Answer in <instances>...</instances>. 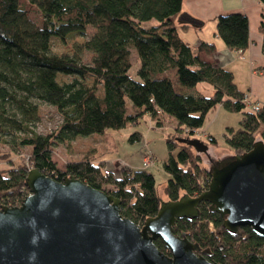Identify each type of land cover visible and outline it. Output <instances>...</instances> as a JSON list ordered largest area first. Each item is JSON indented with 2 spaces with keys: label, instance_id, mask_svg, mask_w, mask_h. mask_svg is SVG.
<instances>
[{
  "label": "trees",
  "instance_id": "16d2710c",
  "mask_svg": "<svg viewBox=\"0 0 264 264\" xmlns=\"http://www.w3.org/2000/svg\"><path fill=\"white\" fill-rule=\"evenodd\" d=\"M26 1L38 10L40 21L29 17L21 0H0V161L10 159L8 167L0 169V206L21 204L29 192L28 172L38 168L59 181L72 175L114 195L121 200V214L142 225L158 213L162 200L151 172L124 164L118 174L109 171L105 152L95 147L69 160L63 170L53 158L54 147L139 125L144 117L162 129L165 115L171 116L175 124L166 142L169 156L163 168L170 178L164 194L176 201L208 188L211 159L221 144L216 137L203 140L196 133L219 107L242 114L239 127L227 128L223 135L233 156L264 139V104L254 111L245 104L247 93L238 88L233 73L213 60L215 43L193 47L180 35L179 28L201 30L205 24L184 10L183 0ZM88 28L94 29L90 36ZM260 29L264 35V24ZM77 35L88 36L79 47L88 53V62L52 52L51 38L67 42ZM216 35L228 49L243 53L250 44L248 18L241 12L217 16ZM59 74L76 77L61 83ZM86 75L95 78L94 86L80 80ZM199 83L212 85L213 94L195 92ZM43 104L61 116L49 134L34 128ZM141 140L138 132L130 137L132 142ZM189 141L203 142L207 151ZM14 152H25L28 161L13 159ZM174 233L186 235L211 262L264 264V238L249 227L227 231L206 201L200 203L197 217L178 219ZM155 243L170 254L160 240Z\"/></svg>",
  "mask_w": 264,
  "mask_h": 264
},
{
  "label": "water",
  "instance_id": "95a60500",
  "mask_svg": "<svg viewBox=\"0 0 264 264\" xmlns=\"http://www.w3.org/2000/svg\"><path fill=\"white\" fill-rule=\"evenodd\" d=\"M197 149L208 146L189 141ZM208 188L163 201L142 225L124 217L121 200L75 176L59 181L29 170V194L17 206H0V264H220L197 253L178 219L197 217L206 201L229 232L249 227L264 238V141L211 167ZM160 240L170 254L161 251Z\"/></svg>",
  "mask_w": 264,
  "mask_h": 264
},
{
  "label": "rangeland",
  "instance_id": "374dc122",
  "mask_svg": "<svg viewBox=\"0 0 264 264\" xmlns=\"http://www.w3.org/2000/svg\"><path fill=\"white\" fill-rule=\"evenodd\" d=\"M21 4L30 18L40 21L41 16L34 6L29 4L26 0H21ZM93 30V28H88L87 35L90 36V34L93 33ZM179 31L181 35H183L184 32L181 28H179ZM88 36L77 35L74 39L68 40L67 42H63L61 39L53 37L50 41L51 50L58 56L66 54L77 55L78 57H81L83 61L88 62V53L82 48H79ZM133 57L136 58L137 54H134ZM75 77L76 76L73 75L59 74L57 79L59 82L63 83L72 81ZM80 80L89 87L95 85V78L92 76L86 75L85 77H81ZM217 111L211 116V120L207 124V126H211L212 130L216 131L218 143L221 144L220 150L217 151L214 158L211 159L212 166L230 157H234L229 148L224 144L223 135L228 132L227 128L237 129L242 117L240 112H228L223 109L219 115H217ZM60 122L61 116L56 109L52 106L43 104L40 107L39 122L36 123L34 128L38 133L49 134L58 127ZM165 124V127L161 129L148 117H144L139 125H129L121 130L110 129L104 134H96L87 138H78L70 144L58 145L54 147L53 158L57 162L58 167L64 170L69 160H77L83 155V153L88 151V149L92 150V148L95 147L101 152H105L103 159L105 158L110 162L112 160L122 161L124 165L133 166V168H144L151 172L156 178L157 190L162 196V200L168 201L169 199L164 194V187L170 176L164 170L163 163L169 156L166 142L167 136L171 132L170 128H174L175 119L171 116L165 115ZM135 132L142 134V140L140 142L130 141L131 135ZM196 135L203 140L208 139L207 133L204 131H198ZM258 140L264 141V139ZM150 150L155 157L153 154H150ZM177 152V150H174L173 155L176 156ZM11 156L13 159L20 158L28 161V155L25 152H14ZM154 158L155 160L153 161ZM9 161L10 159L0 161V169L8 167ZM29 193L30 192H28V194Z\"/></svg>",
  "mask_w": 264,
  "mask_h": 264
},
{
  "label": "crops",
  "instance_id": "0c3cea01",
  "mask_svg": "<svg viewBox=\"0 0 264 264\" xmlns=\"http://www.w3.org/2000/svg\"><path fill=\"white\" fill-rule=\"evenodd\" d=\"M183 8L205 21V24L201 30L192 27L181 28L184 32L183 35L180 33L182 38L193 47L203 41L214 42L217 48L213 58L215 63L231 71L238 88L249 94L254 102L264 104V35L260 29L264 24V4L259 0H183ZM233 12H241L248 18L250 44L243 53L231 51L216 35V17ZM203 58L212 61L206 55H203ZM194 91L211 96L214 88L208 83H199ZM221 110L223 108L219 107L217 115ZM203 131L207 133L208 138L217 136L211 126H207ZM105 162L106 169L116 173L123 164L117 160L110 162L105 159Z\"/></svg>",
  "mask_w": 264,
  "mask_h": 264
},
{
  "label": "built area",
  "instance_id": "2783aa9c",
  "mask_svg": "<svg viewBox=\"0 0 264 264\" xmlns=\"http://www.w3.org/2000/svg\"><path fill=\"white\" fill-rule=\"evenodd\" d=\"M244 102H245V104H246L250 109H252L253 111H254V110H258L259 107H260V104H259L258 102H254V101L252 100V98L250 97L249 94H247V95L245 96V98H244ZM146 163H148V162H146Z\"/></svg>",
  "mask_w": 264,
  "mask_h": 264
}]
</instances>
